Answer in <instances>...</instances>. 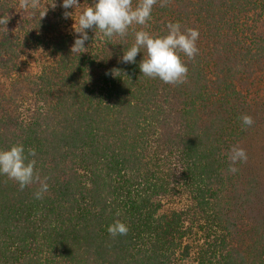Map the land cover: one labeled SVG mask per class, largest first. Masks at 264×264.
<instances>
[{"label": "trees", "instance_id": "obj_1", "mask_svg": "<svg viewBox=\"0 0 264 264\" xmlns=\"http://www.w3.org/2000/svg\"><path fill=\"white\" fill-rule=\"evenodd\" d=\"M79 2L0 0V149L34 150L49 185L0 175V264H264V0H157L126 38L71 51ZM177 21L199 32L183 83L142 75L143 49L120 61Z\"/></svg>", "mask_w": 264, "mask_h": 264}, {"label": "clouds", "instance_id": "obj_2", "mask_svg": "<svg viewBox=\"0 0 264 264\" xmlns=\"http://www.w3.org/2000/svg\"><path fill=\"white\" fill-rule=\"evenodd\" d=\"M160 6L164 7L167 0H159ZM157 0H137L133 5V0H92L88 7L80 12L74 24L78 25L73 29L77 35L74 39L71 51L85 49V44L90 37L88 30L101 35L102 40L110 41L114 36L126 38L133 25L144 26L151 19L153 5ZM81 5L79 0H62L63 9L76 8ZM65 18L71 13L65 11ZM167 34L154 37L144 30L134 32V43L122 49L120 61L125 64L136 63V57L141 50H144L146 58L139 62V71L149 78H158L165 84H181L187 76V66L181 60V54L194 59L199 49L196 41L199 32L196 29L187 28L182 30L180 22H170L166 25ZM113 75V73H112ZM242 126L251 127L254 121L251 116L240 117ZM35 151L25 154L22 144L13 145L7 150L0 149V175H5L9 179L16 181L19 188L23 190L27 185L38 182L39 190L34 193L36 199H41L48 191V177L43 179L35 172L36 161L29 159L34 157ZM228 159L231 162L228 167L230 173L238 171L235 165L247 161V153L239 146H232L229 149ZM108 233L116 237L126 235L128 227L123 222L116 220L107 227Z\"/></svg>", "mask_w": 264, "mask_h": 264}]
</instances>
